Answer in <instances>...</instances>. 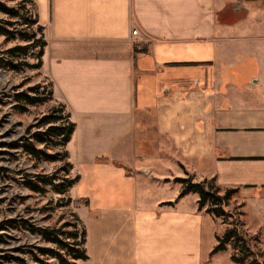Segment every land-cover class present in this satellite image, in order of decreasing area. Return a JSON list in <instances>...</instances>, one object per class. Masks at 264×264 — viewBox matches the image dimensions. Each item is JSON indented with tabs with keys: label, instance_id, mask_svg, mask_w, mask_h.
Returning a JSON list of instances; mask_svg holds the SVG:
<instances>
[{
	"label": "crops",
	"instance_id": "crops-1",
	"mask_svg": "<svg viewBox=\"0 0 264 264\" xmlns=\"http://www.w3.org/2000/svg\"><path fill=\"white\" fill-rule=\"evenodd\" d=\"M33 2L100 262L201 264L207 219L177 196L182 167L264 197V0Z\"/></svg>",
	"mask_w": 264,
	"mask_h": 264
},
{
	"label": "rangeland",
	"instance_id": "rangeland-1",
	"mask_svg": "<svg viewBox=\"0 0 264 264\" xmlns=\"http://www.w3.org/2000/svg\"><path fill=\"white\" fill-rule=\"evenodd\" d=\"M0 4L13 11V15L0 12V223L6 220L25 221L27 225H34L39 229L57 231L59 237L67 239L70 243L79 244L77 248H85L88 260L77 264H102V245L104 238L95 225L88 220L83 203L74 198L73 187L56 192L51 185L40 184L39 178L56 175L55 182L66 184L67 180L77 177L69 160V150L66 145H53L49 143L36 144L37 149L44 151L54 160L34 159L23 151V139L28 137V130L43 132L46 127L40 120L54 110L59 115L68 117L64 104L56 97L53 85L46 75L43 56L45 42L42 27L39 25L33 0H0ZM26 35V38L23 37ZM30 37V38H29ZM32 37V38H31ZM23 47L24 53L9 54V50ZM10 64L18 65V71H13ZM38 68H36V66ZM43 99L42 102L25 106V111L13 109L12 95L15 93H29ZM67 120V119H65ZM69 121V120H68ZM60 140H57V144ZM12 145V146H7ZM161 155L173 158L172 150L159 149ZM183 166V165H182ZM182 179H193L185 166L182 167ZM155 179V177H153ZM31 180L43 187L42 193L32 192L27 188L26 182ZM158 180V179H157ZM177 180V179H176ZM174 181V185L179 184ZM193 183H198L192 180ZM205 186L214 192L218 187L211 179L205 181ZM54 184V185H55ZM177 196L182 192V184ZM219 196L229 189L218 188ZM197 194L190 193L183 197L192 199ZM189 201V200H188ZM225 215L215 218L205 213L207 222L203 231L201 264H237L232 255L235 252L241 256L248 251L252 253L248 262L264 264V197L254 199L240 198L237 191L232 193L224 206ZM84 226L89 231L86 245L82 242ZM18 227V226H17ZM6 229L0 235V251L8 252L10 257L21 258L26 264H61L56 258L38 256L41 263L32 260V255H38L36 249L51 247L62 256L65 255L67 264H76L65 252L55 245L45 243L40 236L31 235L26 228ZM231 235L224 245V250L212 253L216 245L221 243L223 236ZM76 238H71V235ZM242 236L244 241L237 240ZM107 242V241H106ZM238 243V244H237ZM10 259L3 264H18Z\"/></svg>",
	"mask_w": 264,
	"mask_h": 264
},
{
	"label": "trees",
	"instance_id": "trees-1",
	"mask_svg": "<svg viewBox=\"0 0 264 264\" xmlns=\"http://www.w3.org/2000/svg\"><path fill=\"white\" fill-rule=\"evenodd\" d=\"M0 12L8 15H13V11L9 10L6 8L4 5L0 4ZM23 37L26 38V35H23ZM30 38V37H29ZM32 38V37H31ZM42 46H46V43L43 42ZM9 54L14 55L16 53H24L25 48L23 47H16L8 51ZM39 65L36 66L38 68ZM10 68L13 71H18L19 66L18 65H12L10 64ZM33 88L29 89V93H15L12 95L13 98V109L14 110H19L21 112L25 111V106H33L36 105L40 102L43 101V99H40L38 97H34L32 94ZM60 111L54 110L51 112L49 115L43 117L40 120L41 125L45 126L46 129L43 132H32L31 130H28V137L24 138L23 141V151L26 155L34 158V159H44V160H54L53 157L50 155L46 154L44 151H41L40 149H37L36 144H53V145H66L69 141L70 138L74 132L75 125L69 120V115L68 117H62L59 115ZM67 119V120H65ZM69 120V121H68ZM57 140H60L59 143L57 144ZM3 146L0 143V147ZM7 146H12V145H7ZM2 169L0 168V174L2 173ZM79 177H76L75 179L72 180H67L66 179V184L63 185V183H57L55 182L58 180L56 175L50 176V177H41L39 178L40 184L43 185H51L53 186L54 190L56 192H62L65 190V188H71L73 187L76 182L78 181ZM176 182L179 184H182V192L179 196L181 198L182 196L190 193H194L198 195V201H197V207L198 210H205L206 214L212 215L215 218H221L223 217L226 213L224 211V206H226V201L229 199L230 195L234 192H236V189H229L227 190L224 195L219 196L218 191L219 187L215 188V191L212 192L210 187L205 186V181L200 182V183H193L191 179H177ZM212 182L215 183V180L212 179ZM27 188L36 193H42L43 192V187L40 185H37L36 183L32 182L31 180H28L26 182ZM55 184V185H54ZM216 184V183H215ZM20 222L16 220H6L2 223H0V232L5 231L6 229L10 228H16L17 226L22 228H26V230L31 234V235H38L41 237V239L47 243V244H52L55 245L56 248L60 249V251L65 252L66 256L69 257L71 260L74 261H85L88 259L85 247L83 248H77L79 244L76 243H70L67 241V239L59 237V233L57 231H51L49 229H39L35 227L34 225H27L25 221L21 222V225H19ZM17 227V228H18ZM0 235H4L3 233H0ZM82 235V242L81 244L85 245V237H86V232L85 229L81 233ZM76 235H71V238H76ZM0 236V240H1ZM231 238V235H228L225 233L223 236L221 243L216 245V247L213 249L212 253H217L222 250H224V245L229 241ZM238 242L244 241V238L241 236L237 237ZM238 244V243H237ZM246 250L248 251L246 254L243 256L240 255V253L235 252L232 255V259L234 262L237 264H255L253 261L248 262L249 256L252 254L250 253V250L248 247H246ZM38 255L33 254L32 260L36 263H41V261L38 259V256H48L51 258H56L61 264H67V261L65 259V255L62 256L59 252H57L56 249L51 248V247H45V248H38L36 249ZM10 257L8 252L5 251H0V264H3V262H10ZM13 261L17 262L18 264H26V261L21 258H13ZM259 264V263H256Z\"/></svg>",
	"mask_w": 264,
	"mask_h": 264
}]
</instances>
